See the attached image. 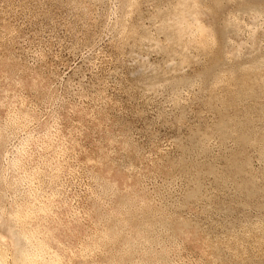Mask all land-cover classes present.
<instances>
[{"label":"rangeland","instance_id":"obj_1","mask_svg":"<svg viewBox=\"0 0 264 264\" xmlns=\"http://www.w3.org/2000/svg\"><path fill=\"white\" fill-rule=\"evenodd\" d=\"M17 262L264 264V0H0Z\"/></svg>","mask_w":264,"mask_h":264},{"label":"bare ground","instance_id":"obj_2","mask_svg":"<svg viewBox=\"0 0 264 264\" xmlns=\"http://www.w3.org/2000/svg\"><path fill=\"white\" fill-rule=\"evenodd\" d=\"M36 171V170H35ZM106 175V174H105ZM112 178V177H111ZM120 181V180H119ZM44 204V203H43ZM27 215V214H26ZM31 217V216H30ZM15 219V218H14ZM16 220V219H15ZM28 221V220H27ZM26 222V221H25ZM30 222V221H29ZM33 222H34V220H33ZM36 222V221H35ZM34 222V223H35ZM21 223V222H20ZM28 224V223H27ZM31 224H32V221H31ZM37 224V223H36ZM29 225H30V223H29ZM43 225H45V224H43ZM26 226V225H25ZM50 228V227H49ZM15 230V229H14ZM29 230H30V228H29ZM43 230V229H42ZM14 233V232H13ZM16 233V232H15ZM32 233V232H31ZM42 234V233H41ZM64 235V234H63ZM102 235V234H101ZM191 235V234H190ZM53 237V236H52ZM71 237H72V235H71ZM13 238V237H12ZM44 238H45V236H44ZM43 238V239H44ZM51 238V237H50ZM60 238V237H59ZM66 238V237H65ZM30 239V238H29ZM46 239V238H45ZM48 239V238H47ZM47 239L45 240V241H47ZM53 239V238H52ZM67 239H68V237H67ZM66 239V240H67ZM55 240V239H54ZM70 240V239H69ZM30 241V240H29ZM42 241V240H41ZM44 241V242H45ZM56 241V240H55ZM27 242V241H26ZM50 241L48 240V243H49ZM54 242V241H53ZM59 242V241H58ZM22 243V242H21ZM25 243V242H24ZM31 243V242H30ZM39 243V242H38ZM71 243H72V239H71ZM21 245V244H20ZM39 246H41L40 244H38ZM61 245V244H60ZM46 245H44V247H45ZM66 246V245H65ZM68 246V245H67ZM69 247V246H68ZM67 247V248H68ZM23 248V247H22ZM49 248H51V247H49ZM48 248V249H49ZM16 249V248H15ZM44 249V248H43ZM25 250V249H24ZM36 250V249H35ZM56 250V249H55ZM67 250V249H66ZM19 251V250H18ZM22 251V250H21ZM63 251V250H62ZM45 252H46V250H45ZM52 252V251H51ZM26 253V252H25ZM42 254V253H41ZM47 254V253H46ZM72 254V253H71ZM21 255H23V254H21ZM26 255V254H25ZM59 255V254H58ZM50 256V255H49ZM52 256H53V254H52ZM55 256V255H54ZM66 256H67V254H66ZM25 257V256H24ZM57 257V256H56ZM62 257V256H61ZM51 258V257H50ZM58 258V257H57ZM63 258V257H62ZM53 259V258H52ZM61 259V258H60ZM57 260H59V259H57ZM22 261V260H21ZM52 261V260H51ZM16 262V261H15ZM22 262H24V261H22ZM59 262H60V260H59ZM18 263V262H17ZM16 263V264H17ZM19 264V263H18ZM23 264V263H22Z\"/></svg>","mask_w":264,"mask_h":264}]
</instances>
